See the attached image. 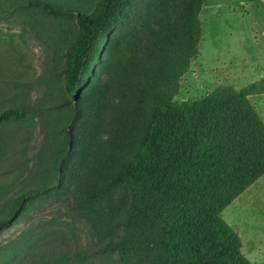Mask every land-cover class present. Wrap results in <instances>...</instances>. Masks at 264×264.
I'll return each instance as SVG.
<instances>
[{
    "label": "trees",
    "instance_id": "trees-1",
    "mask_svg": "<svg viewBox=\"0 0 264 264\" xmlns=\"http://www.w3.org/2000/svg\"><path fill=\"white\" fill-rule=\"evenodd\" d=\"M142 1L0 0V13H41L52 26L57 20L68 24L76 13L78 21L56 53L57 66L65 63L63 103L75 99L76 109L55 156L44 153L51 164L39 184L19 187L31 158L14 150L30 152L25 134L12 128L29 109L0 98V233L73 174L83 180L78 207L96 223L98 215L108 222L101 251H116L123 264H253L222 213L264 176V120L249 99L264 93V79L240 90L222 86L199 99H175L200 53L204 0H161L171 16L186 14L184 29L156 44L135 72L138 93L129 95L123 140L102 162L86 141L92 125L86 115L99 82L106 71L128 72L126 50L113 29L135 18ZM65 235L32 227L0 246V264H70V252L21 260Z\"/></svg>",
    "mask_w": 264,
    "mask_h": 264
},
{
    "label": "rangeland",
    "instance_id": "rangeland-1",
    "mask_svg": "<svg viewBox=\"0 0 264 264\" xmlns=\"http://www.w3.org/2000/svg\"><path fill=\"white\" fill-rule=\"evenodd\" d=\"M200 18V53L182 78L177 101L199 99L222 86L240 90L264 79V0H204ZM185 21L186 14L171 16L161 0H143L135 18L113 29L126 50L128 72L106 71L93 96L92 111L86 115L92 124L85 133L86 141L91 140L97 161L105 160L110 149L123 140L130 122L129 95L138 93L134 74L139 65L169 33L179 34ZM77 22L76 13H71L68 24L57 20L53 26L41 13H0V98L5 105L29 109L28 118L12 127L22 130L30 147L28 154L14 149L17 156L31 158L25 168L26 180L19 187L47 179L43 176L40 180L51 164L44 153L55 156L56 142H63L72 122L76 100L63 103L62 94L67 90L60 71L65 63L57 66L56 53L66 45ZM249 99L264 120V93ZM83 149L86 153L84 139ZM82 183V177L73 178V174L62 179L58 192L36 199L24 215L0 233V246L32 227L62 230L66 238L38 247L21 260L70 252V264H123L116 251H101L106 234L103 227L108 222L98 215L96 223L94 216L78 207ZM222 216L239 232L251 262L264 264V176L227 206Z\"/></svg>",
    "mask_w": 264,
    "mask_h": 264
}]
</instances>
